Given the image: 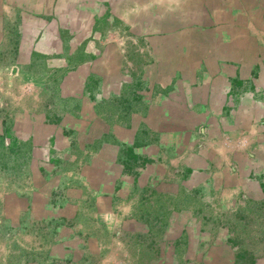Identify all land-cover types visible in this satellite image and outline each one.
<instances>
[{"label": "crops", "instance_id": "0c3cea01", "mask_svg": "<svg viewBox=\"0 0 264 264\" xmlns=\"http://www.w3.org/2000/svg\"><path fill=\"white\" fill-rule=\"evenodd\" d=\"M141 2L0 0V217L35 233L47 221L56 242L81 232L78 217L106 232L110 217L140 216L142 194L227 171L236 192H264V172L250 187L232 167L241 148L264 161V0ZM158 17L164 33L135 37ZM124 25L147 47H99Z\"/></svg>", "mask_w": 264, "mask_h": 264}, {"label": "rangeland", "instance_id": "374dc122", "mask_svg": "<svg viewBox=\"0 0 264 264\" xmlns=\"http://www.w3.org/2000/svg\"><path fill=\"white\" fill-rule=\"evenodd\" d=\"M141 1L142 8L146 0ZM157 21L156 26L141 25L135 37L164 33L167 25L163 18ZM173 21L177 23L170 24L169 30L176 33L180 22L178 18ZM128 34L125 25L112 28L99 47L107 44L109 49L115 48L116 40L118 47L121 42L126 48L147 47V40H130ZM144 58H132L131 65L139 66ZM261 155L252 148L238 149L237 157L245 167L236 168L235 163L233 177H241L251 187L249 177L264 172ZM4 176L1 171L0 190L5 187ZM230 177L227 171L221 181L214 183L209 176L202 186L190 185L177 192L173 189L164 197L160 193L150 197L142 194L137 209L134 206L135 211L131 210L140 216L110 217L106 232L87 222V217H78L81 232L74 234L75 238L62 233L59 239L53 238L56 242L47 231L46 226L51 225L47 221L44 231L35 233L27 232L30 219L26 216L0 217V264H255L256 260H264V192L251 187L247 193L255 197L250 199L248 194H240L238 189L236 192L233 183L228 184ZM123 207L132 209V202H125ZM171 209L178 214L172 216ZM13 225H23L25 232Z\"/></svg>", "mask_w": 264, "mask_h": 264}]
</instances>
